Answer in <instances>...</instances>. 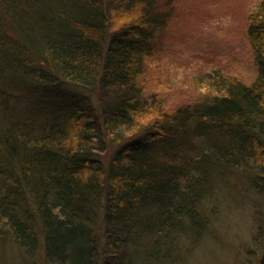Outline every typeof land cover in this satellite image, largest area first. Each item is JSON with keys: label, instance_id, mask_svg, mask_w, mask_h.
I'll list each match as a JSON object with an SVG mask.
<instances>
[{"label": "trees", "instance_id": "obj_1", "mask_svg": "<svg viewBox=\"0 0 264 264\" xmlns=\"http://www.w3.org/2000/svg\"><path fill=\"white\" fill-rule=\"evenodd\" d=\"M168 3L0 0V242L43 264H183L238 203L236 264H264V0L256 78L201 72L207 93L174 110L141 79Z\"/></svg>", "mask_w": 264, "mask_h": 264}, {"label": "rangeland", "instance_id": "obj_2", "mask_svg": "<svg viewBox=\"0 0 264 264\" xmlns=\"http://www.w3.org/2000/svg\"><path fill=\"white\" fill-rule=\"evenodd\" d=\"M168 4L172 9L169 21L158 35V47L141 78L148 97L157 96L174 110L207 93L194 85L201 72L218 69L247 83L256 78L246 31L253 0H169ZM235 188L243 199L244 188L238 184ZM222 209L217 238H207L191 249L183 264H236L242 256L243 244L253 234L251 211L238 203L222 205ZM261 255L259 249L254 264ZM0 264H43V255L37 250L30 256L12 242H0Z\"/></svg>", "mask_w": 264, "mask_h": 264}]
</instances>
